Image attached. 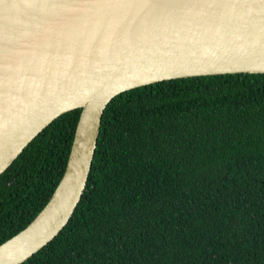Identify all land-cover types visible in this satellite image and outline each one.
<instances>
[{
  "label": "trees",
  "instance_id": "16d2710c",
  "mask_svg": "<svg viewBox=\"0 0 264 264\" xmlns=\"http://www.w3.org/2000/svg\"><path fill=\"white\" fill-rule=\"evenodd\" d=\"M81 111L56 118L0 175V244L50 200ZM22 264H264V73L116 96L74 214Z\"/></svg>",
  "mask_w": 264,
  "mask_h": 264
},
{
  "label": "water",
  "instance_id": "95a60500",
  "mask_svg": "<svg viewBox=\"0 0 264 264\" xmlns=\"http://www.w3.org/2000/svg\"><path fill=\"white\" fill-rule=\"evenodd\" d=\"M2 8L0 175L56 118L82 111L61 181L0 244V264H22L68 224L116 96L164 80L264 73V0H57L12 23Z\"/></svg>",
  "mask_w": 264,
  "mask_h": 264
},
{
  "label": "bare ground",
  "instance_id": "6f19581e",
  "mask_svg": "<svg viewBox=\"0 0 264 264\" xmlns=\"http://www.w3.org/2000/svg\"><path fill=\"white\" fill-rule=\"evenodd\" d=\"M56 1L57 0H0V25L4 23V12L2 7L5 2L8 6L7 21L8 23H12L41 10L49 2Z\"/></svg>",
  "mask_w": 264,
  "mask_h": 264
}]
</instances>
